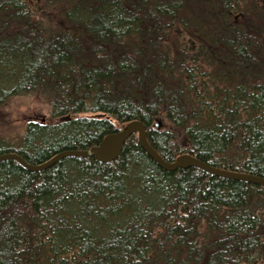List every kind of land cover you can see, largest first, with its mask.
Listing matches in <instances>:
<instances>
[{"label":"trees","instance_id":"obj_1","mask_svg":"<svg viewBox=\"0 0 264 264\" xmlns=\"http://www.w3.org/2000/svg\"><path fill=\"white\" fill-rule=\"evenodd\" d=\"M19 98L49 120L11 128ZM136 120L167 161L264 177V0H0V154L42 164ZM0 264H264V188L165 171L135 134L111 163L3 161Z\"/></svg>","mask_w":264,"mask_h":264},{"label":"water","instance_id":"obj_2","mask_svg":"<svg viewBox=\"0 0 264 264\" xmlns=\"http://www.w3.org/2000/svg\"><path fill=\"white\" fill-rule=\"evenodd\" d=\"M42 122H45V118L42 119ZM147 131L148 129L142 121H131L118 129L116 132L107 134L98 144L93 145L89 149L65 150L57 153L42 164H31L21 155L13 152L0 154V162L15 161L20 166L31 172L44 171L59 161L70 157H92L101 163H111L120 157L127 140L135 134L138 137V142L142 149L161 169L165 171L175 172L178 169L196 168L215 177L250 183L264 188V177L222 169L206 163L188 153L179 155L173 161H167L150 144Z\"/></svg>","mask_w":264,"mask_h":264},{"label":"rangeland","instance_id":"obj_3","mask_svg":"<svg viewBox=\"0 0 264 264\" xmlns=\"http://www.w3.org/2000/svg\"><path fill=\"white\" fill-rule=\"evenodd\" d=\"M7 117L10 118V127L12 128L14 126L13 128H16L18 132L23 133L26 124L30 121V119L42 122V119L45 118V122L48 121L49 107L37 103V101L34 99L32 100L19 98L16 99L13 103H11V106L9 107V114H7ZM8 118L7 122L9 120ZM5 121L6 117L3 122L4 125Z\"/></svg>","mask_w":264,"mask_h":264},{"label":"bare ground","instance_id":"obj_4","mask_svg":"<svg viewBox=\"0 0 264 264\" xmlns=\"http://www.w3.org/2000/svg\"><path fill=\"white\" fill-rule=\"evenodd\" d=\"M157 126H158V124H157ZM209 175V174H208ZM212 176V175H211Z\"/></svg>","mask_w":264,"mask_h":264}]
</instances>
